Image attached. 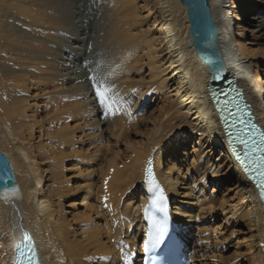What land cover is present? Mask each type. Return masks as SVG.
Instances as JSON below:
<instances>
[{"label":"bare ground","instance_id":"bare-ground-1","mask_svg":"<svg viewBox=\"0 0 264 264\" xmlns=\"http://www.w3.org/2000/svg\"><path fill=\"white\" fill-rule=\"evenodd\" d=\"M85 1L0 0V152L18 189L0 196V264H12L22 231L34 239L40 264H127L121 250L136 252L141 264L149 156L191 264H228L218 244L242 230L244 253L233 264H264L263 206L223 139L206 95L207 69L189 46L186 7L179 0H93L91 21ZM248 1L209 4L224 67L264 130V80L252 70L264 51L248 52L234 39V28L240 36L241 23L255 21ZM256 22L264 46V13ZM98 72L122 98L121 111L107 118L91 86ZM151 97L157 109L138 121L132 104ZM190 139L198 148L188 161L165 160L169 148L181 153ZM210 144L220 150L216 164L202 153ZM228 172L229 203L225 194L204 193L208 179ZM216 211L233 221L228 235L214 226Z\"/></svg>","mask_w":264,"mask_h":264},{"label":"snow or ice","instance_id":"snow-or-ice-1","mask_svg":"<svg viewBox=\"0 0 264 264\" xmlns=\"http://www.w3.org/2000/svg\"><path fill=\"white\" fill-rule=\"evenodd\" d=\"M214 76L213 79H218ZM91 86L94 90L96 102L102 115H116L121 111L122 98L116 93L113 87L108 83V76L97 73L90 77ZM227 96V94H225ZM216 103V112L219 117L228 143L233 146L235 159L241 166L242 170L248 176L259 191V196L264 201V132H260L254 124L243 119V113L239 104H233L232 100L225 99L224 104ZM235 145H239L242 151H237ZM152 159L147 161L144 169L145 183L150 190L159 189L156 183L153 169ZM7 168V163H4ZM107 185V181H105ZM18 191L15 187H5L4 191H0V196H8L10 193ZM107 199V197H105ZM165 196L162 190L154 193L153 198L145 205L144 216L149 221L150 227L144 239V252L147 254L160 246L167 234V216L155 217L150 213H166ZM15 258L13 264H40L35 244L32 238L22 231V240L14 245Z\"/></svg>","mask_w":264,"mask_h":264},{"label":"rangeland","instance_id":"rangeland-1","mask_svg":"<svg viewBox=\"0 0 264 264\" xmlns=\"http://www.w3.org/2000/svg\"><path fill=\"white\" fill-rule=\"evenodd\" d=\"M87 1V2H86ZM84 3V15L89 19H91V21L95 20L94 15L96 16V7H94L93 4V0H86ZM88 6H87V5ZM248 6H246V9L251 10L252 13L251 15L254 17L255 21H250L251 24L248 25V23L242 22L241 26L242 27V31L239 35H235V28H234V39L238 42H241L243 46H245V48L248 50V52L254 51V52H258V50H262L264 51V46H260L261 42L258 40V29L256 28V20L258 19L259 15L262 13H264V5L260 0H249L248 1ZM94 8V9H93ZM88 13H87V12ZM95 11V12H93ZM250 11V12H251ZM94 18H92V17ZM245 16V15H244ZM257 18V19H256ZM253 24V25H252ZM92 31V30H91ZM87 32V31H86ZM85 32V33H86ZM218 42H219V37H218ZM220 45V42H219ZM86 50H88V54H91V48L89 47L86 48ZM260 69V77L264 80V63H258L257 66L253 67L252 70L256 69ZM147 72H145L146 74ZM154 98L151 97V101L150 100H136L135 104H132V108L133 111H131L130 113H132V115H134V117L136 119H138V121H145L146 119L151 118V113L156 110V102H154L153 100ZM150 102V103H148ZM264 102V101H263ZM135 106V107H134ZM141 117V118H140ZM100 122H102L101 118H100ZM102 128V133H101V137L105 140V138L107 137V134H105V129L106 127L103 126ZM141 130H145L143 129V127H138L137 131H141ZM134 132H131L130 135H133ZM133 137V136H132ZM136 139V140H135ZM135 141H139L140 138L137 135L135 137ZM121 149H123L122 145ZM175 147V146H174ZM194 148V149H193ZM197 146L196 143H193V141L190 139V142H188L187 147L184 148H180L181 153H176V151L174 150L175 148H169L166 153H165V160L169 159L170 157L173 159L175 155L179 156L181 160H183L184 162L188 161L189 158L192 157L193 152L197 150ZM92 148H90L89 151H91ZM219 147L214 146L213 144H210V146H204L203 147V151L202 153L204 155H206L208 153V159L212 160L213 164L217 163V160L219 158H221L220 156V152H219ZM182 155V156H181ZM183 157V158H182ZM202 163V162H200ZM229 172L228 173H220V175L218 177H216V180L212 181L211 179H208L206 185H205V194H213V195H224L225 196V200L229 203V201L231 199H233L235 197V192L234 189L232 188L233 185V180L229 178ZM74 184V183H73ZM203 185L202 184H198L197 189H202ZM78 201V198L76 197V199H71L69 200L66 204L70 205V204H74L75 202ZM184 201H188L185 200ZM189 204V201H188ZM79 207L75 208H67L66 211L68 214V216L71 217L72 214H75L77 211H81V205H79ZM76 210V211H75ZM216 215V216H215ZM211 216L215 217L214 218V226H221V231H225L226 234L228 235L231 231V224H232V220L229 219V222H223L222 219L224 218L223 215L220 214L219 211H216V213H213ZM68 217V218H70ZM225 227V228H224ZM239 241H238V240ZM247 239V232L245 230H242L240 232V234H235L233 236H230V238H227V240H225L224 242H221L219 245V251L221 256H223L224 259H226L228 262V264H230V262H232V264L237 261L240 256L244 253V244L242 243L243 241H245ZM195 241V237L192 236V242ZM139 242H141V239L139 240ZM238 242V245H236V243ZM187 244V243H186ZM140 256V255H139ZM235 259V260H234ZM234 260V261H233ZM244 264V263H241Z\"/></svg>","mask_w":264,"mask_h":264},{"label":"water","instance_id":"water-1","mask_svg":"<svg viewBox=\"0 0 264 264\" xmlns=\"http://www.w3.org/2000/svg\"><path fill=\"white\" fill-rule=\"evenodd\" d=\"M186 7L189 23L187 35L191 38L195 54L207 69L208 79L212 85L223 84L228 80L224 67L222 51L218 42V29L212 17L209 0H179ZM218 76V79H213ZM7 168H4V163ZM15 187L16 180L8 158L0 152V191L5 187Z\"/></svg>","mask_w":264,"mask_h":264}]
</instances>
